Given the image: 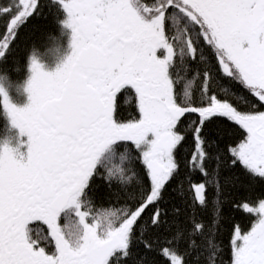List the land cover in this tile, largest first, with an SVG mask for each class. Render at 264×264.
<instances>
[{
	"label": "snow or ice",
	"instance_id": "obj_1",
	"mask_svg": "<svg viewBox=\"0 0 264 264\" xmlns=\"http://www.w3.org/2000/svg\"><path fill=\"white\" fill-rule=\"evenodd\" d=\"M0 16V264H223L225 193L264 182V0H15ZM41 16L61 54L29 49L16 84L4 66ZM237 207L255 219L233 226L230 264H264V198Z\"/></svg>",
	"mask_w": 264,
	"mask_h": 264
},
{
	"label": "trees",
	"instance_id": "obj_2",
	"mask_svg": "<svg viewBox=\"0 0 264 264\" xmlns=\"http://www.w3.org/2000/svg\"><path fill=\"white\" fill-rule=\"evenodd\" d=\"M7 2L8 0H0V5L8 6L13 4L15 0L10 4H7ZM5 24V19L1 18L0 34L4 33ZM49 32H56V28L52 24L50 18L45 19L43 16L31 21L28 27L22 31L15 53L9 58V63L4 66V68L8 70L10 78L13 82L18 84V81L24 73L25 55H30L28 51L29 49L34 47L36 55L41 59H45V53H47L46 36ZM14 61H17L18 63L14 64ZM17 68L19 71L16 70ZM249 99L253 104L256 105L258 110H264V108L259 107V104L256 102L255 98L250 97ZM124 114L127 115V111ZM221 128L224 129L222 132V137L225 144H230L239 138V130L236 129L235 126L229 127L227 124H224L221 125ZM2 131L3 121L0 119V132ZM258 198H264V182L249 184L247 181H245L238 185L235 189H229L225 193V205L223 209L224 216L220 225L218 236V241L222 249L221 260L223 264H230V240L233 226H240L243 231H247L255 219L253 215L248 214L246 210H243L237 206L242 202H247L250 205H254L256 204ZM173 202H175L174 197ZM97 204H107L102 192L97 196ZM165 207H167L170 211L171 205L167 200L165 202ZM198 217L203 218L205 221H209L211 220V212L210 210L199 212ZM157 259L161 260V264H165L161 258L157 257Z\"/></svg>",
	"mask_w": 264,
	"mask_h": 264
},
{
	"label": "rangeland",
	"instance_id": "obj_3",
	"mask_svg": "<svg viewBox=\"0 0 264 264\" xmlns=\"http://www.w3.org/2000/svg\"><path fill=\"white\" fill-rule=\"evenodd\" d=\"M13 1H14V0H8L7 4H10V3L13 2ZM52 52L55 53V51H52ZM24 74L26 75L25 70H24ZM10 88H11V91H16V88L13 87V86H11V85H10ZM7 130H9V129H7ZM9 132H11V130H10ZM11 133H12V132H11ZM12 135H13V133H12Z\"/></svg>",
	"mask_w": 264,
	"mask_h": 264
},
{
	"label": "flooded vegetation",
	"instance_id": "obj_4",
	"mask_svg": "<svg viewBox=\"0 0 264 264\" xmlns=\"http://www.w3.org/2000/svg\"><path fill=\"white\" fill-rule=\"evenodd\" d=\"M6 22H7V20L5 21V23H6ZM22 77H23V75H22ZM22 77H21V78H22ZM21 78H20V79H21ZM18 82H19V81H18ZM124 106H125V108H127V101H125V105H124ZM37 230L40 231L41 229L38 227Z\"/></svg>",
	"mask_w": 264,
	"mask_h": 264
},
{
	"label": "bare ground",
	"instance_id": "obj_5",
	"mask_svg": "<svg viewBox=\"0 0 264 264\" xmlns=\"http://www.w3.org/2000/svg\"><path fill=\"white\" fill-rule=\"evenodd\" d=\"M55 52H56V51H55ZM48 55H49V53H47V55H45V56L47 57ZM55 57H56L55 54H53V55L50 56L51 59H53V58H55Z\"/></svg>",
	"mask_w": 264,
	"mask_h": 264
}]
</instances>
